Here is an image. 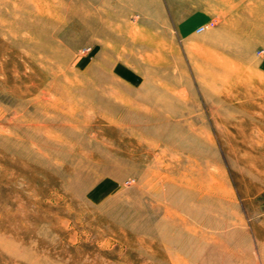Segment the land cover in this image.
I'll list each match as a JSON object with an SVG mask.
<instances>
[{
  "label": "rangeland",
  "instance_id": "obj_1",
  "mask_svg": "<svg viewBox=\"0 0 264 264\" xmlns=\"http://www.w3.org/2000/svg\"><path fill=\"white\" fill-rule=\"evenodd\" d=\"M217 1L0 0V264H264L230 260L264 233V0Z\"/></svg>",
  "mask_w": 264,
  "mask_h": 264
},
{
  "label": "bare ground",
  "instance_id": "obj_2",
  "mask_svg": "<svg viewBox=\"0 0 264 264\" xmlns=\"http://www.w3.org/2000/svg\"><path fill=\"white\" fill-rule=\"evenodd\" d=\"M55 1V0H54ZM55 3V2H54ZM53 3V4H54ZM217 4L218 5H223V4H227V5H229L228 3H227V1L226 0H218L217 1ZM228 8L231 10V9H233L234 7H230V5L228 6ZM57 18H58V22H62L63 21V18L61 17H59V16H57ZM255 18L257 19V21H258V23H259V25H258V28H261V29H264V16H262L261 14H259V13H256L255 14ZM6 25V24H5ZM257 28V29H258ZM230 35H233V34H230ZM236 37V36H235ZM230 42H232V41H230ZM234 43V42H233ZM235 44V43H234ZM212 46V48H213V50H220L222 53H227V54H229V52H230V49H229V47L227 48L226 46V43L223 41V40H218V41H215V42H213V44L211 45ZM212 50V51H213ZM234 51H236V50H234ZM214 53H216L215 51H214ZM231 53H233V52H231ZM228 58V57H227ZM215 60V63L217 64V66H219L221 69H223L225 72H228V73H231V71H237V69H238V67L235 65V63H233V62H230L229 60H227V59H225L224 57H221V56H216V59H214ZM249 71V70H248ZM250 72V71H249ZM255 74V76H257L258 77V79H259V81H260V83L263 81L264 82V77L263 76H261L260 74H258L257 72H253V75ZM216 74H213V73H211V81L209 82V83H207V84H205L207 87H209V89H211V91L210 92H212V93H214L213 91H214V89H215V92H218L217 91V89H216V87H215V84H217V83H220V84H223V85H229V76H224V75H220V76H215ZM246 80V79H245ZM249 81V82H248ZM248 81H247V83L250 85H252V80L250 79V78H248ZM232 82V81H231ZM230 82V83H231ZM239 82V81H238ZM262 82V83H263ZM206 88V87H205ZM219 93V92H218ZM189 133H190V135L191 136H193L194 138H193V140L194 139H196L198 142H199V144L198 143H196L195 144V146H194V148L192 149H189L190 151H192L191 153L192 154H190L189 156L192 158V161L194 162V164L195 165H198V161H200V160H206V161H208L209 159H211V160H213L212 159V156H210V155H205V158H202L203 157V155H202V149L199 147V146H203V145H201L200 144V142H203V143H205L206 145L207 144H210L211 143V139L209 138V136H205L204 134H202V133H199V132H197L196 131V129L191 125V124H189V131H188ZM190 136V137H191ZM205 145V146H206ZM205 146H203L204 148H205ZM208 149H210V148H208ZM160 158V157H159ZM179 158V157H178ZM196 180H189V179H186V180H184V183L183 182H181V183H176V182H174L172 179H171V182H172V184L174 185V186H176L177 188H178V190H181L182 192H184L187 196H190V195H193V194H199L200 193V190L199 189H197L196 187H195V184L193 183V182H195ZM170 182V183H171ZM208 191H211V189H209ZM168 221H169V218L168 217H166V219L164 220V223H168ZM161 228H164V229H167L168 228V226L166 225V226H163V227H161ZM169 229V228H168ZM162 237H163V235H161Z\"/></svg>",
  "mask_w": 264,
  "mask_h": 264
},
{
  "label": "crops",
  "instance_id": "obj_3",
  "mask_svg": "<svg viewBox=\"0 0 264 264\" xmlns=\"http://www.w3.org/2000/svg\"><path fill=\"white\" fill-rule=\"evenodd\" d=\"M264 230V229H263ZM254 240L246 246V252L240 253L237 249L230 252V260L234 262L244 261L257 262L262 258V250H264V233H253ZM222 246V244H220ZM229 254V252H227Z\"/></svg>",
  "mask_w": 264,
  "mask_h": 264
},
{
  "label": "built area",
  "instance_id": "obj_4",
  "mask_svg": "<svg viewBox=\"0 0 264 264\" xmlns=\"http://www.w3.org/2000/svg\"><path fill=\"white\" fill-rule=\"evenodd\" d=\"M209 27V25H204V26H202V27H199L198 29H197V32L198 33H201V32H203L205 29H207Z\"/></svg>",
  "mask_w": 264,
  "mask_h": 264
}]
</instances>
